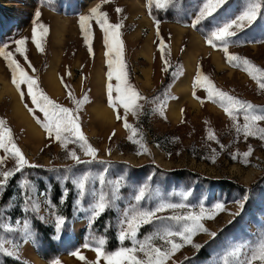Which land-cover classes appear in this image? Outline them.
I'll return each mask as SVG.
<instances>
[{"label": "rangeland", "instance_id": "obj_1", "mask_svg": "<svg viewBox=\"0 0 264 264\" xmlns=\"http://www.w3.org/2000/svg\"><path fill=\"white\" fill-rule=\"evenodd\" d=\"M247 2L240 0L239 7H245ZM97 4L108 14L111 23L122 22L120 39L129 81L148 98L140 102L144 107L138 116H128L129 123L139 130L137 138L142 137L147 152L128 139L130 132L115 118L116 113L107 104L104 34L94 20L90 21L92 55L85 44L79 18L89 14ZM139 4L143 8L140 9ZM118 7L123 11L117 13ZM37 10L40 13L38 19L35 16ZM148 13L155 12H151L146 0H108L107 3H101V0H0V47L7 45V50L14 53L30 75L38 78L40 87L57 103L75 107L61 77L77 98L87 94L88 100L77 114L83 133L97 149L96 159L90 163L76 164L71 160L68 157L71 150H75L82 161L91 158L84 155L78 143L70 142L61 147L59 142L47 136L34 118L43 119V113L35 108L29 96L21 99L11 83L7 63L0 56V119L6 121L15 143L28 161L39 166L25 167L0 189V224L10 226L7 229L0 227V245L13 253L7 255L0 251V264H51L56 259L61 264H91L96 260V254L91 248H84L85 243L104 236L107 251L131 246V241L126 240L121 245L117 239L124 211L133 207L151 209L160 202L188 206L158 213L161 217H169L174 212L198 211L201 204L207 209L218 202L225 206V211L214 219L203 221L205 227L217 235L210 237L208 233H197L192 238L193 243L202 247L197 250L192 245H184L168 264H225V260L227 264H238V259L229 255L234 248L242 249L239 257L242 260L264 239V140L237 133L219 104L208 100L203 88L194 89L193 81L199 68L218 88L257 105V111L264 109V90L258 88L242 67H235L226 59L227 65H224L221 58L225 57L224 52L223 55L218 51L207 54L197 34L178 27L180 32L174 31L176 45L173 38H161L151 27ZM173 16L178 20L186 18L183 12H175ZM143 18L147 19V24H141ZM34 20L48 29L43 39V52L31 41ZM21 38L26 40V55L35 72L14 51L13 42ZM161 40L167 45L165 55L170 67L166 72L162 71L165 65L161 60ZM146 43L148 51L144 49ZM228 50L264 68V15L243 33L231 38ZM191 55L195 57L193 69L186 77V64ZM99 72L101 82L98 81ZM48 76L54 78L57 87L60 84L57 95L50 94L45 85ZM3 84L11 89V93L3 88ZM16 99L42 132L40 140L30 138L26 127L12 118L10 109ZM100 107L112 112L111 121L98 113ZM29 108L34 112L30 113ZM120 113L123 115L122 109ZM239 121L243 123L242 115ZM260 123L264 126V122ZM209 130L215 133V140L208 139ZM249 147L251 155L245 163L243 153ZM4 155L0 150V156ZM14 166V159L9 157L0 165V171ZM84 172H89L91 179L81 198L71 180H63V176L78 177ZM100 172H104V184L97 178ZM24 180L33 185L31 202H26V190L21 187ZM117 182L120 185L116 193L118 199L113 207L90 224L89 204L101 191L111 195ZM141 186L147 189L145 198L136 202L134 197ZM65 188L68 193L61 203ZM185 193L188 194L186 198ZM245 195L248 197L245 207L234 217L235 201ZM54 214L63 215L66 220L59 233L54 228ZM25 221L31 235L25 234ZM174 226L175 222L168 219L154 221L141 228L137 239L143 240L147 235ZM154 243L163 245L159 239ZM77 249L86 260L70 254Z\"/></svg>", "mask_w": 264, "mask_h": 264}, {"label": "snow or ice", "instance_id": "obj_2", "mask_svg": "<svg viewBox=\"0 0 264 264\" xmlns=\"http://www.w3.org/2000/svg\"><path fill=\"white\" fill-rule=\"evenodd\" d=\"M108 0H101V3H107ZM149 6L155 2L156 7H164L171 0H148ZM228 3V0H201L198 12L195 19L192 21V26L195 27L201 22L213 18L216 14L222 10V8ZM115 11L120 13L123 11L121 8H116ZM39 10L35 13L36 18H39ZM264 15V0H248L247 4L238 14L232 17L223 19L218 22L214 28L208 33L206 37V43L212 47L218 45L222 47L225 59L229 64L235 67H242L249 77L254 80L259 89L264 90V68H261L252 63L247 58L239 57L228 50V42L231 38L236 37L238 32H241L254 25L257 20ZM95 21L104 34V45L106 58V64L108 71L106 73L107 84V104L116 113V119L123 122V127L130 132L128 139L135 144H138L144 152L148 149L142 143V137L139 130L134 128L128 121V116L131 114L133 117L139 115L144 105L141 101H147V97L139 92V90L130 83L127 72V65L124 59V46L123 41L120 39L121 23H111L108 19V14L101 10L100 4L95 5L89 10V14L82 15L79 18L80 28L85 35V44L88 45L89 55L93 54V48L91 45V23ZM48 29L45 25L39 24L36 20L33 21V27L31 29V41L35 45L38 51L43 52V39L47 35ZM157 35L159 30L157 29ZM15 44V53H18L24 58L28 68L35 72V68L28 60L26 55L25 38L17 39L13 42ZM161 60L164 63L162 71H168L170 65L166 58L165 51L167 45L164 41H160ZM0 56H3L7 67L11 73V83L16 88L21 99L25 95L31 98L32 104L35 108L43 113V119L34 117L37 119V123L41 125L45 133L49 138L59 142L61 147H66L68 143H78L81 151L85 156L91 158L89 161H82L77 155L75 150L68 152V157L76 164L90 163L96 159L95 149L88 141L87 137L82 131L79 115L77 114L82 105L87 102L88 96L84 94L81 98H77L69 85L64 83L61 77V83L64 84L67 90L68 98L72 101L74 108L65 107L57 103L50 98L46 92L40 87L38 78L30 75L28 71L21 65V63L15 58L12 51L7 50V45L0 47ZM71 75V73H68ZM115 80V83H113ZM203 88L207 92V99L219 104L224 113L232 121L233 128L237 133H242L247 137H257L260 140H264V126H261L260 122H264V109L257 111L258 106L253 103L242 100L235 97L228 92L218 88L214 82L206 75L197 69L196 76L193 81V88ZM26 88V92L24 91ZM195 96V91L193 92ZM200 99L199 97H196ZM120 109L123 110V115L120 113ZM30 113H33L32 108L28 109ZM183 111V110H181ZM242 115L243 123L239 121V116ZM115 135V132H113ZM111 138V137H109ZM208 139L215 140V133L211 130L208 131ZM223 147V145L221 146ZM0 150H3L4 156H0V165L4 163L6 159L11 157L15 161V166L8 170L0 171V189H3L9 179L17 172H20L25 167H39L38 165L31 164L22 150L15 143L11 129L7 127L5 120L0 119ZM139 154V153H138ZM251 155V148L243 153L245 157V163H247V157ZM107 170L105 169V172ZM98 180L101 184L105 183L104 172L98 174ZM71 180L77 190L79 197H84L87 192V184L91 179L89 172H84L78 177H70L64 175L63 180ZM119 182L116 183L111 195L101 191L95 195L93 201L89 204V223L96 220L108 209L113 207V203L118 199L116 193L119 190ZM21 187L24 188L25 195L27 196L26 202L32 201L30 195L33 185L27 180L21 182ZM147 189L141 186L138 190V194L134 199L136 202H140L145 198ZM68 189L65 188L61 197V203H63L64 197L67 195ZM187 193L184 197H187ZM248 199L247 195L243 199L235 201L237 204V211L232 215L238 216L245 207V202ZM80 201L77 200V204ZM33 209L36 205L32 204ZM185 204H177L171 202H160L156 207L151 209L145 208H129L123 213V218L120 220L121 228L119 230L117 239L123 245L124 241H131V246H121L114 251L106 250V237L100 236L94 238L92 243H85L84 248H91L96 254V260L91 264H168V261L174 256V254L184 247V245H192L199 250L202 245L193 243V236L197 233H208L210 237H215L216 232H210L203 223L204 220H211L216 217L220 212L225 211L223 203H215L211 209H207L200 205L199 210H188L182 214L173 213L169 217H161L158 213L166 210H175L181 208H187ZM55 215L54 228L57 233L65 226L66 220L63 215ZM162 219H168L175 222L174 227H165L160 231L147 235L143 240L137 239V234L141 228L145 225H150L154 221H160ZM231 223V221H229ZM0 227L9 228L7 224H0ZM23 228L26 235H31L29 231V225L27 221L24 222ZM156 239L163 242V245L154 243ZM0 251L6 252L7 255H13L12 252L7 251L0 245ZM242 249L240 247L234 248L229 255L238 259V264H264V239H261L258 244L250 251V253L240 260ZM72 256L84 261L86 258L81 255L80 250L77 249L70 253ZM51 264H61L56 259ZM227 264V260H225Z\"/></svg>", "mask_w": 264, "mask_h": 264}, {"label": "crops", "instance_id": "obj_3", "mask_svg": "<svg viewBox=\"0 0 264 264\" xmlns=\"http://www.w3.org/2000/svg\"><path fill=\"white\" fill-rule=\"evenodd\" d=\"M239 2L240 0H228V3L222 8V10H220L218 14H216L213 18L201 22L195 27L192 26V21L195 19V16L198 12L201 0H171V2L164 7H156L155 2H153L150 5L151 12L155 13H148V15L151 19V27L156 33L157 29L159 30V35L161 38H173V41L175 43L174 31H179L177 29L178 27L184 28L186 29V31L193 32L200 36L202 40L200 41L201 43L203 42L204 47H206L207 54H210L211 51H218L221 55H223L224 51L222 47H220L219 45L217 47L210 46L206 43V37L218 22L222 21L223 19L232 17L235 14H238L239 11L243 9V7H239ZM146 3L149 4L148 0H146ZM162 12L164 13L162 14ZM175 12L176 14L178 12L185 13L186 18H184L183 20L175 19V17L173 16ZM155 14H159L160 16ZM245 30L238 32V34L243 33ZM182 35H184V33L181 34V36ZM221 58L224 65H227L225 63V57Z\"/></svg>", "mask_w": 264, "mask_h": 264}, {"label": "bare ground", "instance_id": "obj_4", "mask_svg": "<svg viewBox=\"0 0 264 264\" xmlns=\"http://www.w3.org/2000/svg\"><path fill=\"white\" fill-rule=\"evenodd\" d=\"M132 7V11H134L135 10V6L133 5V6H131ZM139 8L141 9V8H143V5H140L139 4ZM138 13V12H137ZM144 16V15H143ZM145 19V20H144ZM149 21V20H148ZM142 25H144V24H147V19L146 18H143V20H142V23H141ZM201 45V44H200ZM195 46V45H194ZM197 46V45H196ZM202 46V45H201ZM144 49H147V51L149 50V46L147 45V43H146V47L144 48ZM194 49H196V48H194ZM146 52V51H145ZM146 55H149L148 53L146 54ZM191 57H192V55H191ZM189 58H190V56H189ZM194 56L192 57V58H190V60H188L190 63H191V65H190V63H188V61H187V64H186V67H187V73H186V77L187 76H189L190 75V72H191V70L193 69V61H194ZM213 59L214 60H216L217 58H215V57H213ZM217 61V60H216ZM219 64V63H218ZM53 69V68H52ZM48 75V74H47ZM47 75H46V77H47ZM50 76H48V78L46 79V82H45V85H46V87H47V89L49 90V93L50 94H52V95H57V93H58V87H59V85H58V87H57V84H56V82H55V80H54V78H49ZM56 77V76H55ZM100 80V82H101V80H102V76H101V74L99 73L98 74V81ZM103 81V80H102ZM58 83V82H57ZM4 86H3V88L6 90V88H7V91L8 92H10L11 93V89L10 88H8L7 87V85H5V84H3ZM13 89V88H12ZM14 90V89H13ZM186 91H188V90H186ZM187 93V92H186ZM15 97V96H14ZM99 106V105H98ZM10 110H12L11 112V115H12V118L14 119V121L16 120V121H19V123H21V125H23L24 127H26V129H27V134L29 135V137L31 138V137H33L34 139H37V140H40V138H41V135H42V132L39 130V128L34 124V123H32V121H31V119H30V117H29V115L25 112V110L23 109V107H22V105H21V103L16 99L15 100V102H13V105H12V107H11V109ZM97 111H98V113L101 115V116H103V117H105L106 118V120H110L111 121V119H112V112H109L108 111V109H104V107H100L99 109H97ZM101 116L99 117V118H101ZM103 117H102V119H103ZM15 121V122H16Z\"/></svg>", "mask_w": 264, "mask_h": 264}]
</instances>
